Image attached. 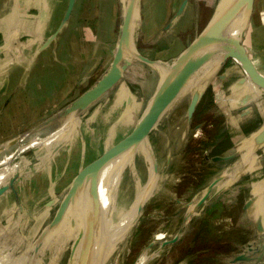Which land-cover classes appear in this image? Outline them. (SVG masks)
<instances>
[{"label": "crops", "instance_id": "1", "mask_svg": "<svg viewBox=\"0 0 264 264\" xmlns=\"http://www.w3.org/2000/svg\"><path fill=\"white\" fill-rule=\"evenodd\" d=\"M121 1L0 0L1 10L11 8L5 16L10 21L16 9V30L29 38L20 48L1 44L0 146L11 135L22 134L29 141L16 145L7 163L21 147L32 148L24 155L26 174H18L11 192L4 193L3 185L21 166L0 170V224L15 220L19 210L58 189L68 190L81 169L132 133L150 106L157 74L137 56L128 58L122 76L109 89L78 106L113 68L122 36ZM201 1L143 0L133 35L139 55L153 59L148 61L152 64L180 55L210 18ZM26 14L32 17L29 33ZM243 40L249 60L261 71L264 0H255ZM112 133L124 136L104 147L103 139Z\"/></svg>", "mask_w": 264, "mask_h": 264}, {"label": "rangeland", "instance_id": "2", "mask_svg": "<svg viewBox=\"0 0 264 264\" xmlns=\"http://www.w3.org/2000/svg\"><path fill=\"white\" fill-rule=\"evenodd\" d=\"M142 1H139V9ZM216 1H201L206 13L212 15ZM121 4L123 6L125 0ZM9 9H0V15L3 16L0 17V48L1 44L7 42L20 48L29 38L20 37L16 30V9L12 14L15 21L11 20V23L10 17L5 18L12 13ZM124 15L125 10L120 20L122 24ZM27 18L29 15L26 14L25 23L28 22ZM8 20L10 25L5 23ZM29 22L25 28L27 33L33 26L32 17ZM202 36L203 33L197 37V43H193L183 55L164 60L159 65L148 63L150 59L142 58L135 51V56L145 61L157 74V90L153 93L156 98L164 95V89L190 64L204 44ZM242 44L245 46L244 40ZM244 54L240 53L239 60L229 57L207 85L206 78L191 80L179 92L175 104L166 107L158 116L150 130V137L164 159L167 154L162 148L164 135L160 130H167L191 106L197 89L206 85L205 93L212 85L214 108L207 111L199 108L200 99L191 118L175 126L185 136L184 145L178 148L177 141L173 142V153L168 160L164 159L168 162L167 166L163 168L150 196L139 209L133 229L125 233L103 264H136L141 256L152 258V262L147 261L145 264H230L228 259L234 260L239 255L243 258L240 261L234 260L238 262L234 264H264V137L258 140L259 133L262 132L264 136V93H261L264 86L248 75L244 68ZM246 55H249L247 48ZM8 56L13 57L10 54ZM255 73L264 77V69H257ZM244 83H247L246 87L239 86ZM254 97L256 98L253 99ZM19 135L8 136V141L0 146V170H11L16 164L21 166L20 170L15 167L16 171L6 179L4 193L11 192L18 174H26L27 171L28 164L24 155L30 153L32 148L21 147L7 163V156L12 155L17 146L27 141L22 134L18 137ZM129 135L131 133L125 137L114 133L107 135L103 139L104 147L123 137L119 141L122 142ZM228 136L233 147L221 155L219 153L223 148L220 146ZM28 144L29 141L26 142ZM248 152L251 156L248 160L252 163L248 166L250 168H242L240 174L222 182L223 185L217 183L239 166L240 164L235 163L237 158ZM217 157L231 158L216 160ZM2 162L5 164L1 165ZM139 164L143 162L139 160ZM212 184H217L214 185L217 186L214 195L212 193L208 199L201 200L198 211L188 212L193 199L201 197ZM58 192L39 200L29 209L19 210L15 220L1 222L0 264H27L25 252L28 245L39 236L45 226L57 224V214L68 190L58 189ZM71 226L72 222L69 221L68 228ZM222 238L228 240L221 245L222 251L210 248L217 243L215 240L220 241ZM71 239L72 233L69 230L66 234L67 243Z\"/></svg>", "mask_w": 264, "mask_h": 264}, {"label": "bare ground", "instance_id": "3", "mask_svg": "<svg viewBox=\"0 0 264 264\" xmlns=\"http://www.w3.org/2000/svg\"><path fill=\"white\" fill-rule=\"evenodd\" d=\"M254 3L248 0L216 1L213 17L208 21L210 23L207 22L208 25L195 37L196 39L203 33L204 44L190 64L163 91L164 95L172 93L168 106L175 104L179 91L194 78L195 81L206 78L207 85L229 57L240 59L236 46L243 42ZM138 13L139 0H125L124 35L120 44V52L124 57L135 56L133 35L138 23ZM195 39L179 56L183 55ZM162 62L157 60L156 65ZM247 73L251 78L264 81L263 77L250 69ZM206 85L197 89L191 106L181 117H176L173 125L165 131L160 130L164 135L162 148L167 154L165 160H168L173 153L174 141H177L178 148L184 145L185 136L175 126L191 118L193 106L198 103ZM156 90L154 89V94ZM154 94L151 96L150 105L158 98ZM137 131L112 150L103 163L80 179L71 193V186L69 187L68 194L64 198L66 206L61 213L60 221L56 225L45 226L39 236L28 245L25 252L27 264H103L110 257L125 233L133 229L139 209L150 196L163 168L168 163L164 161L161 151L151 139L150 132L138 139ZM250 157L248 152L237 158L235 163L240 165L217 183L228 181L242 168H250L248 167L252 164L248 160ZM139 160L143 164L140 165ZM3 164L5 162L1 165ZM126 177L130 179L127 180ZM214 185L200 194L201 197H195L191 205L188 204V212L198 211L200 201L216 190L217 186ZM69 221L72 222L70 229ZM60 223L63 224L62 227ZM69 230L72 239L67 243L66 234ZM147 261L152 262V258L141 256L136 264H145Z\"/></svg>", "mask_w": 264, "mask_h": 264}, {"label": "water", "instance_id": "4", "mask_svg": "<svg viewBox=\"0 0 264 264\" xmlns=\"http://www.w3.org/2000/svg\"><path fill=\"white\" fill-rule=\"evenodd\" d=\"M248 1L250 3H252V4L255 2V0H248ZM124 17H125V15H124ZM212 17H213V12H212V15L210 16L209 21H211ZM209 23L210 22H208V24ZM208 24H206V25H208ZM124 26H125V18H124V22H123V25H122L121 40H122V37L124 35ZM236 49L239 50V54L240 53L241 54L245 53L244 54V68L246 70L250 69L252 72L254 71L253 73H255V71H257V68L251 63V61L249 60L248 55H246V47L242 44V42L238 43V45L236 46ZM240 59H241V55H240ZM126 62H129V59L127 57H124V56L121 55L120 48H119V51H118V53H117V55L115 57V61H114V65H113L112 70L109 72V74L95 88H93L90 91H88L80 99V102H79L80 104H78V106L79 105L81 106L83 103L85 104L88 101H91V100L97 98L102 93H104L107 89H109L114 83H116L119 80V78L122 76V71L126 67L125 66ZM261 77H263V76H261ZM254 80H256V79H254ZM256 82L259 85L262 84L264 86V81L256 80ZM203 93H204V91H203ZM203 93H202V95H203ZM261 93H264V91L262 89H261ZM171 99H172V93L171 92H169L166 95H162L161 97L155 99L154 102L148 107L146 113L140 119V121L138 122L136 128L132 131L131 135L134 134L137 130H139V131H137V134H136V137L139 139V138H143L148 132H150V130L152 129L156 119L162 113V111L166 107H168V104H170ZM200 99H201V97H200ZM200 99L198 100V102L200 101ZM196 105H197V103L193 106V111H194ZM131 135H129V137ZM263 137L264 136H263L262 132L258 134V140L260 138L263 139ZM262 139H260V140H262ZM122 142H119L117 145L111 147L109 150H107L100 157H98L93 162H91L90 164L85 166L83 169H81V171L75 177V179H74V181H73V183L71 185L70 193L73 191V188H75V186L77 185V183H78V181L80 179H82L86 174L91 172L99 164L103 163L107 159L109 154L112 152V150H114ZM223 158L224 159H230L231 157H217L216 160H220V159H223ZM61 205H62L61 209H60V211L57 214V219H56L57 222L56 223H58L60 221L61 217H62L61 213L63 212V210H64V208L66 206V200ZM242 258H243V256L239 255V256L236 257V260H241Z\"/></svg>", "mask_w": 264, "mask_h": 264}, {"label": "trees", "instance_id": "5", "mask_svg": "<svg viewBox=\"0 0 264 264\" xmlns=\"http://www.w3.org/2000/svg\"><path fill=\"white\" fill-rule=\"evenodd\" d=\"M241 85H243V84H239V86H241ZM211 86H212V85H210V86L208 87V89L205 91V93H204V95H203V97L201 98V101H200V103H199V108L204 109L205 111H207V110H209V109H211V108H214V105H215V102H214V101H215V100H214V95H213V92H212ZM231 147H233V144L231 143V139H230V137L228 136V137L223 141L222 145L220 146V148H221V149L223 148V149L220 151L219 154L222 155L223 153L227 152V150H228L229 148H231ZM215 242H217V243L212 244L210 248H214V249H216V250H220V251H222V250H221V249H222L221 245H223V243L228 242V240H227L226 238H222L220 241L215 240ZM223 247H224V246H223ZM225 250H226V249H225Z\"/></svg>", "mask_w": 264, "mask_h": 264}, {"label": "flooded vegetation", "instance_id": "6", "mask_svg": "<svg viewBox=\"0 0 264 264\" xmlns=\"http://www.w3.org/2000/svg\"><path fill=\"white\" fill-rule=\"evenodd\" d=\"M234 260H236V259H234ZM234 260L232 258H229L227 262H229L230 264L238 263L237 261H234ZM238 261H240V260H238ZM216 264H220V262H218Z\"/></svg>", "mask_w": 264, "mask_h": 264}]
</instances>
